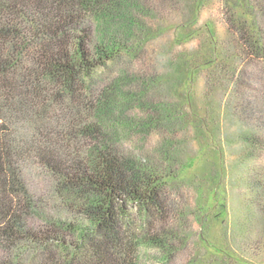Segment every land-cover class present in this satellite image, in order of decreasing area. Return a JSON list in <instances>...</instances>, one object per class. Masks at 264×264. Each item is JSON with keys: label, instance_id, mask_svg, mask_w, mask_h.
Instances as JSON below:
<instances>
[{"label": "trees", "instance_id": "1", "mask_svg": "<svg viewBox=\"0 0 264 264\" xmlns=\"http://www.w3.org/2000/svg\"><path fill=\"white\" fill-rule=\"evenodd\" d=\"M206 143L239 202L222 251L179 175ZM258 243L264 0H0V264H231Z\"/></svg>", "mask_w": 264, "mask_h": 264}, {"label": "rangeland", "instance_id": "2", "mask_svg": "<svg viewBox=\"0 0 264 264\" xmlns=\"http://www.w3.org/2000/svg\"><path fill=\"white\" fill-rule=\"evenodd\" d=\"M220 7H215L212 11L214 19L217 24L222 27V14L220 13ZM201 86L197 87L196 95L199 104V112L207 115L217 112L216 108L211 107V100L209 103L208 98L203 95ZM221 154L212 144L206 143L202 152L194 158L188 160L179 175L181 180L185 182L195 178L201 184L202 195L198 201L199 214H201V232H203L204 238L211 245L213 250H225L229 243V236L225 231L226 226L223 219L226 217L224 205L228 198L230 216L234 217L236 210L235 206H238L237 193L234 192V188L230 177L232 178V164H226L224 171L220 169ZM235 171L239 172L238 169ZM238 174L234 180L239 179ZM209 179V180H208ZM216 181L220 183L218 186H214ZM262 244L254 245L251 252L243 253L244 261L235 260L231 264H264V251L261 250ZM253 251V252H252Z\"/></svg>", "mask_w": 264, "mask_h": 264}]
</instances>
